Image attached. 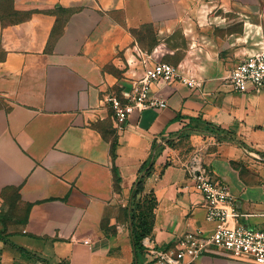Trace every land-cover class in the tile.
Instances as JSON below:
<instances>
[{"label":"crops","instance_id":"crops-1","mask_svg":"<svg viewBox=\"0 0 264 264\" xmlns=\"http://www.w3.org/2000/svg\"><path fill=\"white\" fill-rule=\"evenodd\" d=\"M263 45L264 0H0V264H132L128 208L151 156L155 245L217 226L187 169L195 151L230 184L235 223L263 227L264 87L229 80ZM168 58L197 85L152 82L167 106L118 126L106 97L125 100L144 60ZM192 117L245 143L178 136ZM140 261L167 264L146 248ZM185 264L258 263L215 251Z\"/></svg>","mask_w":264,"mask_h":264},{"label":"built area","instance_id":"built-area-1","mask_svg":"<svg viewBox=\"0 0 264 264\" xmlns=\"http://www.w3.org/2000/svg\"><path fill=\"white\" fill-rule=\"evenodd\" d=\"M145 61V73L135 80L123 100L117 94L106 97L113 109L118 126L126 123L134 109L165 107L167 99L152 94V82H171L180 79L190 85H197L194 78H188L179 71V64ZM229 80L235 90L247 91L264 87V45L247 55L231 70ZM195 187L203 194L206 218L216 221L217 226L210 233L202 229L190 230L178 236L174 246L161 247L153 243L149 235L143 244L151 259L167 264H185L208 252H226L239 259L264 264V226H248L235 223L239 212L235 208V195L230 184L223 178L213 177L205 165L200 151H195L187 164Z\"/></svg>","mask_w":264,"mask_h":264},{"label":"trees","instance_id":"trees-1","mask_svg":"<svg viewBox=\"0 0 264 264\" xmlns=\"http://www.w3.org/2000/svg\"><path fill=\"white\" fill-rule=\"evenodd\" d=\"M219 129L220 126L208 120L201 117H192L177 135L189 136L195 131H206L215 134L219 138L235 139L241 143H245L243 140L237 138L236 135L229 132L221 133ZM169 141L173 143L171 139ZM154 164L155 158L152 156L142 162L138 170V177L133 185L131 205L128 208L131 238L134 249V260L132 264H141L140 254L145 249L143 238L150 235L153 229L154 210L157 204V198L152 192L142 194V191L144 189L145 177L152 172ZM4 239L13 246L18 247L23 253L31 256V252L23 246L16 244L9 238Z\"/></svg>","mask_w":264,"mask_h":264},{"label":"rangeland","instance_id":"rangeland-1","mask_svg":"<svg viewBox=\"0 0 264 264\" xmlns=\"http://www.w3.org/2000/svg\"><path fill=\"white\" fill-rule=\"evenodd\" d=\"M169 59V58H168ZM167 61H171V59L167 60ZM172 62V61H171Z\"/></svg>","mask_w":264,"mask_h":264}]
</instances>
